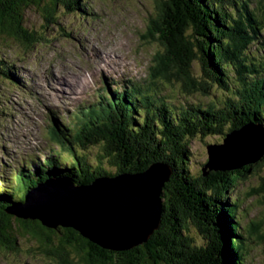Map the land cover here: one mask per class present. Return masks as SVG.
<instances>
[{
    "label": "trees",
    "instance_id": "trees-1",
    "mask_svg": "<svg viewBox=\"0 0 264 264\" xmlns=\"http://www.w3.org/2000/svg\"><path fill=\"white\" fill-rule=\"evenodd\" d=\"M157 2L161 44L173 51L169 54L171 60L174 55L178 57L179 74L170 73L172 79L179 80L184 89L212 94V88L225 89V72L231 69L235 72L234 79L238 80L231 96L217 107L200 103L176 107L144 89L140 96L134 97L138 89L132 84L133 92L115 90L110 94L112 97H101L97 105L85 109L73 123L62 128L51 125L49 136L64 147L66 156L52 152L43 159L32 157L31 160L41 162L22 168L10 184H0L2 250L21 253L18 239L27 237L29 244L24 255L29 258L42 256L56 264H235V260L237 264H244L243 257L239 261L233 254V243L242 237L232 232L238 223H234L228 210L217 203L228 194L234 180L247 177L250 172L258 173L259 165L264 164V156L257 162L230 171H204L203 164L199 172H192L187 162L192 153L190 144L195 138H223L246 123L264 127V79H251L249 84L254 88L243 90L245 81L257 73L247 47L258 37V32L263 31L264 14H261L262 10L257 11L259 7L264 9L263 2ZM255 4L259 7H253ZM30 6L41 11L43 31L57 23L58 7L67 12L83 9L80 0H0V48L10 42L27 51L37 42L44 41L41 32L30 30L24 24V11ZM230 9L239 11L241 22L234 28L238 42L234 41L233 50L230 49L228 54L226 37L231 35ZM152 60H155L153 56ZM195 61L200 68L196 77L191 68ZM13 67L0 50V81L18 82L12 73ZM153 75L161 76L154 72ZM75 123L80 125L77 129L73 127ZM90 145L98 147L92 158L89 156ZM152 163L167 164L172 169L160 193V225L146 242L129 250L102 248L73 228L52 229L38 220H24L5 211L11 201L23 202L27 190L36 182L53 176H69L79 184H89L101 175L141 172ZM21 190L25 192L18 196ZM189 222L198 227L203 239L201 243L187 234Z\"/></svg>",
    "mask_w": 264,
    "mask_h": 264
},
{
    "label": "rangeland",
    "instance_id": "rangeland-1",
    "mask_svg": "<svg viewBox=\"0 0 264 264\" xmlns=\"http://www.w3.org/2000/svg\"><path fill=\"white\" fill-rule=\"evenodd\" d=\"M157 1L80 0L83 9L79 11L73 9L67 12L58 7L55 14L57 23L49 25L45 31L42 28L44 21L41 11L33 6L25 9V26L41 32L44 41L37 42L27 51L10 42L0 48L3 58L13 64L12 73L18 81H0V184H10L13 176L22 168L31 167L34 163L37 165L36 161L41 162L35 158L29 160L26 157L28 152L35 153L39 159L52 155V152L65 157L64 147L49 138L50 126L56 122L59 128L65 126L66 116L74 112L75 108L96 101L98 93L107 90L105 85L113 87L110 78L122 82L128 76H133V81H144L147 68L152 63V74H161L158 77L163 84L158 83V86L163 91L152 90L150 85H146L151 89L148 93L158 95V98L173 106L200 103L217 107L231 96L235 81H238L234 79L235 72L231 69L225 72V89L212 88V94L184 89L179 80L172 79L170 73L179 74L178 57L174 55V60H171L169 54L173 51L161 44ZM262 2L264 7V0ZM256 5L259 7L258 4L253 7ZM259 10L264 14V9L259 7ZM230 11L232 16L228 20L232 24L229 25L231 35L225 39L228 54L234 41L238 42L234 28L239 27L241 22L239 11ZM232 37L236 38L233 40ZM251 50L257 59L264 55V45L260 43L252 45ZM228 54L225 55L226 60L229 59ZM152 56L155 58L153 61ZM191 68L192 75L196 77L200 71L198 61ZM74 77L82 79L83 85L74 82ZM59 83L64 85L63 94L58 93L60 89L56 88ZM70 84L75 86L74 90L69 89ZM52 111L56 118L50 115ZM78 126L75 123L73 127L77 129ZM259 126L264 129L261 124ZM221 141L222 137L193 139L190 144L192 153L187 162L190 170L199 172L200 167L208 161L206 145ZM89 150L92 158L98 147L90 145ZM61 164L63 166L64 163ZM259 167L258 173L250 172L247 177L234 180L228 188V194L217 203L228 210V216L234 223L236 220L239 222V228L235 227L232 232L242 237L232 246L233 254L239 261L243 257L244 264H264V164ZM187 234L195 238L196 242L203 241L198 227L192 222L188 224ZM27 244V237H19L21 253L0 248V264H56L42 256L29 258L27 254L24 255Z\"/></svg>",
    "mask_w": 264,
    "mask_h": 264
},
{
    "label": "water",
    "instance_id": "water-1",
    "mask_svg": "<svg viewBox=\"0 0 264 264\" xmlns=\"http://www.w3.org/2000/svg\"><path fill=\"white\" fill-rule=\"evenodd\" d=\"M203 170L230 171L264 156V129L246 123L206 146ZM172 169L152 163L144 171L98 176L79 184L69 176L38 181L23 202L11 201L8 214L38 220L48 228L69 227L102 248L129 250L143 242L161 221V189ZM206 174V173H204Z\"/></svg>",
    "mask_w": 264,
    "mask_h": 264
},
{
    "label": "bare ground",
    "instance_id": "bare-ground-1",
    "mask_svg": "<svg viewBox=\"0 0 264 264\" xmlns=\"http://www.w3.org/2000/svg\"><path fill=\"white\" fill-rule=\"evenodd\" d=\"M65 76H69V75H67V74H64ZM61 76H63V75H59V77H61ZM65 80V79H64ZM111 82H113V87H115L116 86V83H115V79H113V78H110L109 79ZM130 80H131V76H128L127 77V82H130ZM73 81L74 82H77V83H80L81 85H83V83H84V81L82 80V79H77L76 77H74L73 78ZM58 82H60V81H58ZM59 86L58 87H56L57 89H60V90H58L59 92L58 93H60V94H63V89H64V85L63 84H58ZM70 87H69V89L70 90H74L73 89V87H75L74 85H69ZM76 87H77V84H76ZM64 97H66V95H64ZM237 245V244H236ZM230 254V253H229Z\"/></svg>",
    "mask_w": 264,
    "mask_h": 264
}]
</instances>
